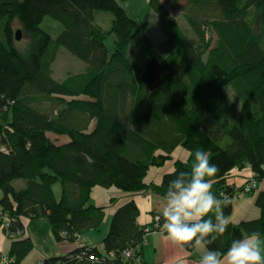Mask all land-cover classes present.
Segmentation results:
<instances>
[{
	"label": "trees",
	"instance_id": "obj_1",
	"mask_svg": "<svg viewBox=\"0 0 264 264\" xmlns=\"http://www.w3.org/2000/svg\"><path fill=\"white\" fill-rule=\"evenodd\" d=\"M187 2L197 44L161 0H149L161 22L157 42L118 0H0V225L11 237L7 264H21L32 251L23 218L47 217L58 242L98 229L106 210L90 203L96 186L164 198L175 173L190 169L185 162L176 160L160 183L144 179L172 159L176 146L205 150L216 165L214 194L227 220L234 196L251 180L230 184L232 170L249 167L256 182L264 180V0ZM100 11L111 13L109 27L96 22ZM47 16L61 25L55 37L41 26ZM62 48L85 68L58 80L51 67ZM152 56L160 60L161 82L150 91L141 74ZM255 196L260 216L228 220L207 250L222 259L232 239L264 237V188ZM139 211L134 200L119 205L101 249L82 245L44 263L132 264L148 235L149 225L137 223ZM130 248H138L136 256L124 258Z\"/></svg>",
	"mask_w": 264,
	"mask_h": 264
},
{
	"label": "crops",
	"instance_id": "obj_2",
	"mask_svg": "<svg viewBox=\"0 0 264 264\" xmlns=\"http://www.w3.org/2000/svg\"><path fill=\"white\" fill-rule=\"evenodd\" d=\"M186 150L187 149L183 148V146H176L172 152V159L166 161V163L162 166L152 167L149 169L146 179H144L146 183H160L165 173L173 171L176 160L185 162L187 167L190 168V165L188 164L192 161L193 154L191 151L185 152ZM251 174L252 172L249 167H245L243 169L234 168L231 175H229L230 178L228 182L236 186L242 185L249 180ZM207 178L211 183L212 191L214 192V179H210L209 177ZM262 188H264V182L261 189ZM90 193V203L97 206H104L106 210V215L103 221L106 224V227L102 230V233L93 234L91 231H94L95 229H92L89 232L82 233L81 236L79 235L74 242H58L52 233V229L51 232L49 229L47 230V228L45 231L46 226L44 221L41 222V220H38L39 222H34V219L23 218L25 235L31 238L33 248L32 251L24 259H22L21 264H37L38 261L43 260L44 258L56 256L61 257L62 255H65L82 245H87L89 247L98 246L101 249L102 246L100 245L103 238L106 236L105 234L109 231L111 219L114 214L113 212H115L119 205L125 203L126 201L134 200V202L137 203L140 209L137 223L143 226L152 225L153 215L160 214L161 208L164 204V198L152 192L125 193L120 192V190L116 187L104 188L96 186ZM245 197L247 196H240L233 199V210L231 215L228 217L229 221L239 223L243 220H251V218L256 219L260 216V208L255 205L254 195L250 197L248 196L247 198ZM39 229H41L43 233L40 232ZM99 229L100 227L98 230ZM39 235L44 236L46 240L45 243L39 240ZM52 237L59 246H55V244H53L51 240ZM263 238L264 237L260 238L262 245H264V241L262 240ZM10 241L11 237L4 231L2 225H0L1 254L8 253ZM206 251L207 248L205 245H196L194 250L189 251L186 248L180 247V245L172 242L167 237L166 233H150L147 235L145 243H142L141 259L134 261L132 264H176V262L180 259L183 260V264H200V257ZM221 264H224L223 257L221 259Z\"/></svg>",
	"mask_w": 264,
	"mask_h": 264
},
{
	"label": "clouds",
	"instance_id": "obj_3",
	"mask_svg": "<svg viewBox=\"0 0 264 264\" xmlns=\"http://www.w3.org/2000/svg\"><path fill=\"white\" fill-rule=\"evenodd\" d=\"M217 171L205 150L196 149L190 169L175 173L167 183L160 215L162 230L180 247L207 245L224 233L229 221L222 213L221 200L207 177ZM211 214V215H209ZM224 264H264V245L258 233L232 239L224 251ZM176 264H183L180 259ZM200 264H221L215 248L208 249Z\"/></svg>",
	"mask_w": 264,
	"mask_h": 264
},
{
	"label": "rangeland",
	"instance_id": "obj_4",
	"mask_svg": "<svg viewBox=\"0 0 264 264\" xmlns=\"http://www.w3.org/2000/svg\"><path fill=\"white\" fill-rule=\"evenodd\" d=\"M161 1L166 6V9H168L170 16L174 18L173 20H175L178 23V25L182 28V30L185 31V33L189 37V40H191L193 44L199 43V40H197L198 38L196 37L192 29L190 28L186 20V17H185V13H186L185 8L188 7L187 0H179L177 5H172L171 0H161ZM118 3L122 6V8L125 9V12H127V14L130 17H132L133 19L135 18L138 24L143 26L147 35H149L155 42L162 40L161 22L159 18L157 17V15L151 10L149 0H123V1L118 0ZM98 13L99 15H97L96 22L102 25L103 27H109L110 22L112 20L111 13L105 12V11H102V12L100 11ZM41 26H43L46 30H48L49 33H51V36L53 37H55V35H57L59 31L61 30V25H59L57 21L51 19L48 16L44 19ZM207 36L209 38V36H211L210 33H208ZM212 36L215 38L214 35ZM24 42L25 41L23 39V41H21V44H24ZM105 44L108 47V51L111 53L114 49L113 36L111 35L108 36ZM84 65L85 63L83 61L79 60L75 56H72V54H70L68 51L62 48L58 51L56 60L54 61L53 66L51 68L53 69V76L58 80H63L65 79V77L69 75L82 72L85 68ZM227 90L231 93L230 87H227ZM185 152H189V150L188 151L186 150ZM192 154L194 153L192 152ZM191 163L192 161H190L188 165L191 166ZM209 178L211 179L212 177H209ZM263 182L264 181L257 182L255 191L252 194H249V192L239 193L238 195L234 196V199L240 196L250 197L254 195V197H256L255 195H257V193L261 189ZM22 183H23L22 180L17 181V184H22ZM52 188L58 199L60 197L59 194L61 192L60 184H58L57 182L56 184L53 185ZM1 196H2V190L0 189V197ZM251 219H254V218H251ZM38 220H41V222L44 221L45 226H46L45 231L47 228V230L49 229L51 232V227H49L50 225H49V221L47 217L42 216V217L36 218L34 219V222L36 221L39 222ZM105 227H106V224L102 222L99 230L96 229L91 232L93 234H100L102 233V230ZM38 228H39V225H38ZM39 230L40 232H42L41 229ZM89 231L90 230H87L85 232H89ZM158 233H165V232L159 231ZM39 240L43 243H45L46 241L44 236L42 235H39ZM51 240L53 244H55V246H59L58 243L55 241V239H53V237L51 238ZM262 240L264 241V238ZM137 260H140V259H137Z\"/></svg>",
	"mask_w": 264,
	"mask_h": 264
},
{
	"label": "water",
	"instance_id": "obj_5",
	"mask_svg": "<svg viewBox=\"0 0 264 264\" xmlns=\"http://www.w3.org/2000/svg\"><path fill=\"white\" fill-rule=\"evenodd\" d=\"M21 30L18 29L15 32L16 40H20L21 38ZM161 63L158 57L152 56L144 67V70L141 74L142 82L150 91L155 90L159 83L161 82Z\"/></svg>",
	"mask_w": 264,
	"mask_h": 264
},
{
	"label": "built area",
	"instance_id": "obj_6",
	"mask_svg": "<svg viewBox=\"0 0 264 264\" xmlns=\"http://www.w3.org/2000/svg\"><path fill=\"white\" fill-rule=\"evenodd\" d=\"M256 180L253 179L251 177V180L248 182V184L246 183L244 185V192H250L253 189H255L256 187ZM5 221L8 220V218H3ZM162 224H163V219L161 218L160 214H155L153 216V223L152 225H149L145 228V233L150 234V233H155V232H159V231H163L162 230ZM138 251V248H130L128 250L124 251V258H130V257H134L136 256L135 252ZM8 256L7 254H2L1 255V260H0V264H7L8 263ZM37 264H45L43 260L38 261Z\"/></svg>",
	"mask_w": 264,
	"mask_h": 264
}]
</instances>
